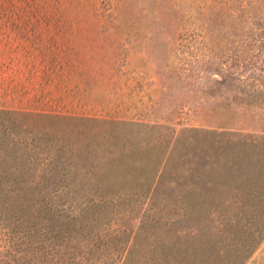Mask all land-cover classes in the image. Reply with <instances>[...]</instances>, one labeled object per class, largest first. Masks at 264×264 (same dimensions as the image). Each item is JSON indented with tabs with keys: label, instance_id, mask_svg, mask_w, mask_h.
<instances>
[{
	"label": "rangeland",
	"instance_id": "obj_1",
	"mask_svg": "<svg viewBox=\"0 0 264 264\" xmlns=\"http://www.w3.org/2000/svg\"><path fill=\"white\" fill-rule=\"evenodd\" d=\"M0 109L67 117L126 225L193 208L218 241L225 216L264 212L233 188L242 139L264 136V0H0Z\"/></svg>",
	"mask_w": 264,
	"mask_h": 264
},
{
	"label": "trees",
	"instance_id": "obj_2",
	"mask_svg": "<svg viewBox=\"0 0 264 264\" xmlns=\"http://www.w3.org/2000/svg\"><path fill=\"white\" fill-rule=\"evenodd\" d=\"M66 118L0 109V264H242L264 237V212L248 209L242 223L225 216L218 241L199 235L193 208L143 211L126 225L128 210L105 205L118 197L95 195L97 179L82 177L78 133L56 126ZM241 145L238 202L264 206V136Z\"/></svg>",
	"mask_w": 264,
	"mask_h": 264
}]
</instances>
